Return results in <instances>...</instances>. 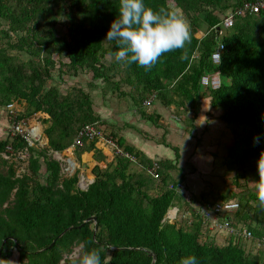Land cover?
Segmentation results:
<instances>
[{
  "label": "trees",
  "instance_id": "trees-1",
  "mask_svg": "<svg viewBox=\"0 0 264 264\" xmlns=\"http://www.w3.org/2000/svg\"><path fill=\"white\" fill-rule=\"evenodd\" d=\"M243 1L255 0H145L154 9L179 7L191 25V38L183 48L164 52L145 67L117 61L119 45L105 40L120 0H0V107L7 119V106L13 102L25 104L20 117L46 114L38 120L47 138L43 146L28 145L9 131L0 139V264H66L79 240L100 249L106 264H180L188 254L197 255L198 264H264V250L252 247L264 239V220L256 216L264 205L256 187L238 197L232 190L212 188L201 193L194 207L196 198L183 194L187 188L181 184L185 178L176 164V146L162 138L175 158L153 160L117 132L102 130L84 88L71 86L62 93L49 83L55 73L60 77L91 72L93 80L129 96L140 115L153 122L158 115L141 109L155 100L164 107L174 105L183 122L192 125L207 99L209 108L219 112L217 119L233 127V151L226 158L238 170L234 181L248 176L256 185L264 174V8L234 14L230 27L221 25L222 17ZM218 44L222 48L215 62L212 53ZM216 72L219 85L213 87L211 76ZM202 76L209 78L206 84ZM149 97L151 102L144 104ZM93 122L134 160L115 153L107 162L94 140H84L73 149L76 157L92 151L93 159L105 161V167L95 164L93 180L81 189L79 169L65 175L51 152L68 148L78 129ZM257 136L262 137L259 143ZM19 151L26 154L25 160L16 157ZM150 167L156 177L148 172ZM175 170L178 178L172 176ZM250 200L255 204L250 206ZM230 201L238 204L233 211L209 215L231 228L214 227L223 239L218 242L205 234L210 220L201 210ZM170 207L178 212L187 208L190 218H166ZM91 216L95 220H86ZM14 252L16 263L10 261Z\"/></svg>",
  "mask_w": 264,
  "mask_h": 264
},
{
  "label": "rangeland",
  "instance_id": "rangeland-1",
  "mask_svg": "<svg viewBox=\"0 0 264 264\" xmlns=\"http://www.w3.org/2000/svg\"><path fill=\"white\" fill-rule=\"evenodd\" d=\"M170 4L172 3L170 2ZM223 31L224 29H222ZM10 53L15 54L16 51L10 50ZM19 55L22 58H27L24 53H19ZM110 60L109 57L104 59L106 63L110 62ZM54 75L55 78L49 83L57 85L60 92H66L71 86H79L90 94L94 110L101 121L98 123L105 133L113 131L117 132L118 135H123L125 138L130 137L133 140V146H135V143L141 146L147 142L148 144L146 146L149 148L147 150L151 153H154L153 150H150L151 146L152 148L153 146H157V144L159 148L160 145L164 146L161 143L162 138L171 145L176 146L178 153L176 164L179 167L178 169H183L185 178L181 184H184L187 188L183 194L186 198H196L197 201L194 203V207L198 206L199 200H202L200 197L201 193H207L212 188L225 192L232 190V192L236 193L235 197L242 194L247 196L250 190H254L255 182L248 178V176L239 177L236 182L234 181L238 170L235 163L231 159L226 158L227 153L229 154V152L233 151L231 149L233 127L228 128L217 119L219 112L209 108L207 99L202 101L200 110L193 120L192 125L183 122V117L174 111V105H171L169 108L164 107L155 100L152 104L144 106L141 109L145 110L147 115L151 114L153 117L155 114L158 115L157 120L153 122L140 115L133 100L129 96L120 95L118 91L112 89L114 87L111 84H106L100 80H93L91 78V72L79 70L76 76H72L67 72L61 74L60 77L56 73ZM23 106L25 107V104ZM37 115H39L38 118L46 117V114L41 112H37ZM187 115L192 116L193 114L188 112ZM32 116L30 117L32 118ZM0 117L4 121L3 128L0 129V138L2 139L6 134L5 127L8 126L7 115L3 107H0ZM40 124L43 133L44 125L41 122ZM43 141L46 142V138ZM164 148H167L166 150L169 152L167 153L166 150H162L164 153L158 151L157 153L159 155L155 159H163V157L168 156L174 159V151L170 147L164 146ZM104 151L106 152L105 148ZM74 156L76 157V155ZM110 156L113 155L109 154L108 157ZM80 157L79 159L77 157L75 159L80 163L78 168L82 173L81 176H86L91 180L94 177L91 172L93 164L95 163L94 159L92 157L91 159L90 156L86 157L85 154L83 156L80 155ZM103 163L105 161H100L99 166L105 167ZM172 173L173 178H178L179 174L177 170ZM210 200L214 201V198H210ZM175 204L180 208V203L176 202ZM249 204L252 206L255 203L250 200ZM204 210L205 208L203 207L201 212ZM176 212L172 219L180 221L184 219V215L188 216L187 219L190 218L187 208L185 211L178 212L176 210ZM256 216L264 220V210L257 208ZM208 220H210V223L205 234L214 235L218 239V242H222L223 239L220 237L221 233L214 230L216 226L214 219ZM252 247L257 251L261 250L257 245ZM10 261L12 263L17 262V254L15 252L11 256Z\"/></svg>",
  "mask_w": 264,
  "mask_h": 264
},
{
  "label": "clouds",
  "instance_id": "clouds-1",
  "mask_svg": "<svg viewBox=\"0 0 264 264\" xmlns=\"http://www.w3.org/2000/svg\"><path fill=\"white\" fill-rule=\"evenodd\" d=\"M190 38V21L179 7L154 9L145 0H120L118 15L106 30L105 40L119 45L114 53L117 61L150 67L164 52L183 48ZM254 139L259 143L262 137ZM255 187L257 198L264 205V174L260 175ZM66 264L106 262H102L100 249L89 247L87 241L79 240L67 256ZM180 264H198V257L195 254L185 255Z\"/></svg>",
  "mask_w": 264,
  "mask_h": 264
},
{
  "label": "built area",
  "instance_id": "built-area-1",
  "mask_svg": "<svg viewBox=\"0 0 264 264\" xmlns=\"http://www.w3.org/2000/svg\"><path fill=\"white\" fill-rule=\"evenodd\" d=\"M260 8H264V0H255V1H243V3L232 9L230 12H228L226 15L222 17L221 25L224 27H230L233 23V15L240 13L245 10L250 11H257ZM219 46L215 49V51L212 53V59L215 62L219 61V51L222 48V44H218ZM207 76H202L201 82L206 84L208 82ZM211 84L213 87H217L219 85V77L218 72L213 74L211 76ZM152 98L149 97L148 99L144 100V104H149L151 102ZM17 102H13L7 106V113H8V131L11 135L15 136L18 135L22 137L25 141H27L28 145L31 146H43L46 144V142L43 141L46 136L44 133H42V128L40 127V121L37 119L38 115L35 113L32 118L31 117H20V112L22 108L17 107ZM32 119V121H31ZM38 126V127H37ZM38 128V131L35 132L34 129ZM47 139V138H46ZM84 140H94L95 143H100L101 145L107 146L111 148L113 154L118 153L122 156L130 158V160H134V157L130 155L128 152L122 151L112 140L110 136H105L101 130V128L97 125V123H85L83 124L77 131L72 145H70L68 148L74 149L76 146H82ZM43 141V142H42ZM41 142V143H40ZM7 149H10L9 146H7ZM67 149V148H66ZM65 150V149H64ZM53 156L58 155V151L51 152ZM26 154L23 151H19L17 153L16 157L21 160H25ZM72 162L70 160H67L63 171H66L67 173L70 172L72 169ZM150 174H152L154 177L157 176V174L154 172V167H150L147 169ZM90 183V180L86 178H80L78 181V186L81 189H85L88 184ZM8 202V201H7ZM5 203V205L7 204ZM238 206L237 202H225V203H216L213 207V209L204 210L202 213L209 219V215L215 212H221V211H233ZM172 209V208H171ZM166 214V218L172 219L174 218L175 214L177 213V208H174V213L171 215L170 210ZM211 219H214V223L218 227H222L226 229V231H230L231 228L228 225V222H224L221 224L220 222H217V218L214 216H210ZM243 234L247 237H250V232L247 230H243ZM257 247L264 250V239L261 238L257 241Z\"/></svg>",
  "mask_w": 264,
  "mask_h": 264
},
{
  "label": "crops",
  "instance_id": "crops-1",
  "mask_svg": "<svg viewBox=\"0 0 264 264\" xmlns=\"http://www.w3.org/2000/svg\"><path fill=\"white\" fill-rule=\"evenodd\" d=\"M14 105H16L17 107H19V108H22V106L24 105V103H16V104H14ZM23 108H24V106H23ZM22 108V109H23ZM3 111H4V109H3ZM39 116V115H38ZM38 119V118H37ZM4 124V121H3V118H1L0 117V129L1 128H3V125ZM9 124V123H8ZM41 125V124H40ZM5 133L7 134L8 133V126L7 127H5ZM6 134H5V136H6ZM4 136V137H5ZM3 137V138H4ZM122 137L124 138V140H125V142L127 143V144H130V145H132L133 143H132V139L130 138V137H124L123 135H122ZM1 139V138H0ZM46 143H47V139H46ZM146 144H148L147 142H145V143H143L141 146L140 145H138V144H136L135 143V148L136 149H138V150H141L142 152H144L147 156H149V157H151L153 160H157V159H155V157H157V155H159L157 152L158 151H160V152H163L162 150H166L167 148H164V146H161L160 145V148H159V146H158V144H157V146H153V148H152V146L150 147V150H153L154 151V153H151V152H149V150H147V149H149L147 146H146ZM134 145V144H133ZM132 145V146H133ZM95 147L96 148H98V149H100L103 153H104V155L106 156V161L108 162V161H111L112 159H113V156H110V157H108V155L109 154H112L113 155V152H112V150H111V148H109V147H107V146H104V145H101L100 143H95ZM104 148L106 149V152L104 151ZM107 152H108V155H107ZM166 152L168 153L169 151H167L166 150ZM164 153V152H163ZM83 154H85L86 155V157H88V156H90V158L92 157L93 158V152L92 151H84L83 153H81V155L83 156ZM75 154L73 153V149H71V148H67V149H65V150H63V151H61V152H59V154L58 155H55V156H53L55 159H57V160H59L60 161V165H61V168H62V171H63V167H64V165H65V163H66V161L67 160H70L71 162H72V169L70 170V172H68V173H65V175H71V174H73V172H75V170L76 169H79L78 168V166H80L79 164L80 163H78L77 161H76V157L74 156ZM81 158V157H80ZM91 158V159H92ZM163 158H169V159H171V158H173V157H163ZM82 161V160H81ZM80 161V162H81ZM83 162V161H82ZM94 164H93V166L95 165V164H98V165H100L99 164V162H97V161H95L94 160ZM105 163H103V165H104ZM91 165V164H90ZM21 170L23 169V166H22V168H20ZM20 169L19 170H17V173H19L20 172ZM64 172V171H63ZM80 172V171H79ZM81 172L79 173V180H80V178H86V179H88V180H90L89 178H87L86 176H81ZM81 176V177H80ZM94 178V177H93ZM93 178L90 180V182L93 180ZM13 199V192H12V194H10V196H9V198L7 199V201H9V200H12Z\"/></svg>",
  "mask_w": 264,
  "mask_h": 264
},
{
  "label": "water",
  "instance_id": "water-1",
  "mask_svg": "<svg viewBox=\"0 0 264 264\" xmlns=\"http://www.w3.org/2000/svg\"><path fill=\"white\" fill-rule=\"evenodd\" d=\"M217 29H219V28L217 27ZM95 218H96L95 216H91V217H88L86 220H91V219L95 220ZM71 227L72 226H69L68 228H71ZM66 229H64L62 232H60L58 236H60ZM51 244H52V242H51ZM149 254H151L153 256V258L155 257L154 253L149 252Z\"/></svg>",
  "mask_w": 264,
  "mask_h": 264
},
{
  "label": "bare ground",
  "instance_id": "bare-ground-1",
  "mask_svg": "<svg viewBox=\"0 0 264 264\" xmlns=\"http://www.w3.org/2000/svg\"><path fill=\"white\" fill-rule=\"evenodd\" d=\"M34 131L37 132V131H38V128H35ZM71 164H72V163H71ZM174 211H175L174 208H172V209L170 210V214L172 215V214L174 213Z\"/></svg>",
  "mask_w": 264,
  "mask_h": 264
}]
</instances>
